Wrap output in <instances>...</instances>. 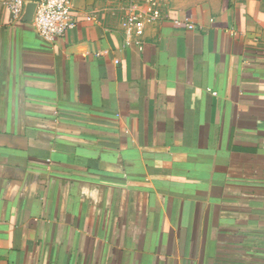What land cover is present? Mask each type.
Here are the masks:
<instances>
[{"label": "crops", "instance_id": "1", "mask_svg": "<svg viewBox=\"0 0 264 264\" xmlns=\"http://www.w3.org/2000/svg\"><path fill=\"white\" fill-rule=\"evenodd\" d=\"M32 1L0 0V264H264V0H162L141 45L124 0L52 43Z\"/></svg>", "mask_w": 264, "mask_h": 264}, {"label": "built area", "instance_id": "2", "mask_svg": "<svg viewBox=\"0 0 264 264\" xmlns=\"http://www.w3.org/2000/svg\"><path fill=\"white\" fill-rule=\"evenodd\" d=\"M124 1L123 36L127 43L141 45L146 25L162 20L159 0ZM27 2L28 0H5V6L13 18H20ZM31 5V25L42 41L52 43L73 27L72 0H33ZM186 26L193 29L191 25Z\"/></svg>", "mask_w": 264, "mask_h": 264}, {"label": "rangeland", "instance_id": "3", "mask_svg": "<svg viewBox=\"0 0 264 264\" xmlns=\"http://www.w3.org/2000/svg\"><path fill=\"white\" fill-rule=\"evenodd\" d=\"M175 5H190L197 4L199 2L209 1V0H172ZM159 3H164L162 0H159Z\"/></svg>", "mask_w": 264, "mask_h": 264}, {"label": "water", "instance_id": "4", "mask_svg": "<svg viewBox=\"0 0 264 264\" xmlns=\"http://www.w3.org/2000/svg\"><path fill=\"white\" fill-rule=\"evenodd\" d=\"M31 9H32V5H31ZM32 13V12H31Z\"/></svg>", "mask_w": 264, "mask_h": 264}]
</instances>
